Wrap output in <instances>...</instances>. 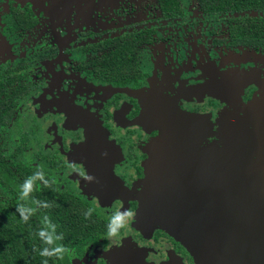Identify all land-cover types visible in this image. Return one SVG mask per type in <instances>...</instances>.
<instances>
[{
	"label": "flooded vegetation",
	"instance_id": "obj_1",
	"mask_svg": "<svg viewBox=\"0 0 264 264\" xmlns=\"http://www.w3.org/2000/svg\"><path fill=\"white\" fill-rule=\"evenodd\" d=\"M170 105L218 114L220 150L223 113L264 109V0H0V213L54 226L66 264H198L139 219Z\"/></svg>",
	"mask_w": 264,
	"mask_h": 264
},
{
	"label": "water",
	"instance_id": "obj_2",
	"mask_svg": "<svg viewBox=\"0 0 264 264\" xmlns=\"http://www.w3.org/2000/svg\"><path fill=\"white\" fill-rule=\"evenodd\" d=\"M208 93L218 97V86ZM171 106L153 122L159 134L150 146L141 223L177 236L198 264H264L263 125L244 124L240 132L224 125L228 146L220 150L218 118ZM103 134L89 127L96 142Z\"/></svg>",
	"mask_w": 264,
	"mask_h": 264
},
{
	"label": "trees",
	"instance_id": "obj_3",
	"mask_svg": "<svg viewBox=\"0 0 264 264\" xmlns=\"http://www.w3.org/2000/svg\"><path fill=\"white\" fill-rule=\"evenodd\" d=\"M42 202L40 203L42 204ZM50 208L48 214L51 220L56 221V218H60L64 221L63 212H57V208L52 206ZM11 212L0 213V264H44L45 261L47 264H56V256L48 257L40 254L44 248L56 247L54 241L49 245L39 236L41 230H46L43 223L39 219L36 220L33 213L28 216V220L25 222L20 211L18 212L19 216L18 214L13 215ZM66 263L65 257L63 261L58 258V264Z\"/></svg>",
	"mask_w": 264,
	"mask_h": 264
},
{
	"label": "clouds",
	"instance_id": "obj_4",
	"mask_svg": "<svg viewBox=\"0 0 264 264\" xmlns=\"http://www.w3.org/2000/svg\"><path fill=\"white\" fill-rule=\"evenodd\" d=\"M32 181H33V178H30L23 185V195L24 196H27L28 192L31 190ZM45 183H47V181H45ZM18 211H20L22 219L26 222L28 220V214L26 213V210L23 207H20L18 208ZM90 215H91V210H89V212L86 213V216H90ZM133 217H134V213L132 211H128L123 214L115 215L113 217L112 223L109 224L108 237L111 238V237L117 236L119 234V229L126 227L127 223L130 222V220ZM52 229L53 231L51 233H49L46 230H41L39 232V236L41 237V239L44 240V242L49 245L53 244V241H54V226H52ZM55 239H62V237H55ZM65 251H67V249L64 248L63 246H57L51 249L44 248L40 254L42 256H48V257L56 256L58 258H62L63 253ZM44 264H47V261H45Z\"/></svg>",
	"mask_w": 264,
	"mask_h": 264
},
{
	"label": "rangeland",
	"instance_id": "obj_5",
	"mask_svg": "<svg viewBox=\"0 0 264 264\" xmlns=\"http://www.w3.org/2000/svg\"><path fill=\"white\" fill-rule=\"evenodd\" d=\"M171 107L173 108L174 106L172 105ZM249 109L251 110V112L247 111L246 109L244 111L238 109V110L227 111L226 113H223L222 114L223 118L219 124L220 128L222 125H225V126L231 125L232 128L229 129L231 132H233L235 130L237 132H240L242 129V126L244 124H249L247 130H253L254 129L252 124H260V125H263V127H264V109H262L260 107H257L255 109H252V107H249ZM246 111L249 113H246ZM242 113H244V114H242ZM210 117H211V115H210ZM217 118H218V114H217ZM234 119H237V122L234 121ZM211 120H213L212 117H211ZM215 121L216 120H213V122H215ZM244 137L246 139V136H241L242 139H244ZM250 137H251V135H250ZM231 138H234L235 140L239 141L238 136L232 135ZM247 139H248V136H247ZM222 144H223V142L218 143L219 146H221ZM227 146L228 145H226V147ZM241 146H242L240 148L241 150L246 147L245 144H241ZM239 153H241L240 150L237 154H239ZM181 169H184V168H181ZM139 219H140V217H139Z\"/></svg>",
	"mask_w": 264,
	"mask_h": 264
}]
</instances>
